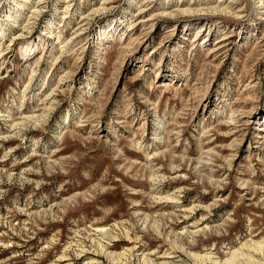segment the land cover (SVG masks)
I'll return each instance as SVG.
<instances>
[{
    "label": "rangeland",
    "instance_id": "obj_1",
    "mask_svg": "<svg viewBox=\"0 0 264 264\" xmlns=\"http://www.w3.org/2000/svg\"><path fill=\"white\" fill-rule=\"evenodd\" d=\"M263 251L264 0H0V264Z\"/></svg>",
    "mask_w": 264,
    "mask_h": 264
},
{
    "label": "bare ground",
    "instance_id": "obj_2",
    "mask_svg": "<svg viewBox=\"0 0 264 264\" xmlns=\"http://www.w3.org/2000/svg\"><path fill=\"white\" fill-rule=\"evenodd\" d=\"M137 246V245H136ZM134 248V247H133ZM254 248V247H253ZM131 249V248H130ZM190 249H192V248H190ZM257 249V248H256ZM260 249V248H259ZM259 251V250H258ZM264 252V251H263ZM262 252V253H263ZM95 253V252H94ZM171 253H175L174 251H172V252H169L168 254H171ZM230 253V255H229V258L227 259V260H225L224 262H222V264H230V262H231V260H232V258H233V254H234V252H229ZM258 253V252H257ZM102 255V254H101ZM187 255H189V254H187ZM166 257V256H165ZM190 257H193L194 259H198L199 261V263H201L202 261H203V259H205L202 255H198V254H193V255H190ZM263 257H264V255H263ZM256 259V258H255ZM93 260V259H92ZM206 260H207V257H206ZM209 260V259H208ZM207 260V261H208ZM206 261V262H207ZM254 261V260H253ZM259 261V260H258ZM263 261H264V259H263ZM255 262V261H254ZM262 262V261H261ZM252 263V262H251ZM257 264H261V263H257ZM263 264V263H262Z\"/></svg>",
    "mask_w": 264,
    "mask_h": 264
}]
</instances>
